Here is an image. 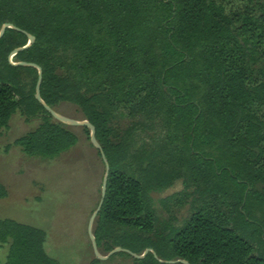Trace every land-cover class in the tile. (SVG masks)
<instances>
[{
    "label": "trees",
    "instance_id": "16d2710c",
    "mask_svg": "<svg viewBox=\"0 0 264 264\" xmlns=\"http://www.w3.org/2000/svg\"><path fill=\"white\" fill-rule=\"evenodd\" d=\"M6 23L19 30L0 36V128L16 112L39 120L14 140L27 156L78 142L35 98L38 69L18 62L40 67L45 104L93 125L109 164L92 230L101 255L264 264L263 0H0ZM25 33L33 42L12 55ZM45 240L0 218L3 264H58Z\"/></svg>",
    "mask_w": 264,
    "mask_h": 264
},
{
    "label": "rangeland",
    "instance_id": "374dc122",
    "mask_svg": "<svg viewBox=\"0 0 264 264\" xmlns=\"http://www.w3.org/2000/svg\"><path fill=\"white\" fill-rule=\"evenodd\" d=\"M54 110L83 120L74 105L61 103ZM38 123V119L26 121L16 112L8 127L0 128V183L7 190L6 197L0 198V218L43 229L45 251L58 264H87L94 256L88 224L100 199L104 165L80 126H73L77 144L55 158L25 155L14 140ZM6 254L7 246H0V264ZM100 264H132V259L112 255Z\"/></svg>",
    "mask_w": 264,
    "mask_h": 264
},
{
    "label": "water",
    "instance_id": "95a60500",
    "mask_svg": "<svg viewBox=\"0 0 264 264\" xmlns=\"http://www.w3.org/2000/svg\"><path fill=\"white\" fill-rule=\"evenodd\" d=\"M6 28H14L16 30H19L17 27L6 23V24H3V26L0 29V36L3 34V32H4V30ZM25 34L27 35V37L29 39L27 44L25 46H23V47L16 48L12 52V55L14 53H16V52L28 47L33 42L34 37L32 35H30L29 33H25ZM16 64L33 66V67L38 69V78H37V83H36V87H35V98L38 100L39 103L42 104L44 109L46 111H48L50 113V115L55 120L65 124V125H68V126H85V127H87L90 130L89 138H90V141H91L92 145L100 152V157H101V159L103 161L104 170L105 171H104V176H103L102 185H101L100 199H99V202H98L95 210L91 214V217L89 219V224H88V233H89V237H90V241H91V247H92L94 256L97 259L104 260V259H107L108 257H110L111 255L117 253V252H125L127 254H130L133 258H142L148 251H151V249H149V248L145 249L142 254L132 253L128 249H124V248H121V247H115L113 250L108 252L106 255H101L100 252L98 251L97 244H96L95 237L93 235V231L92 230H93V224H94L95 218H96V216L98 214V211L101 208V205L103 203V199H104V196H105L106 182H107V177H108V173H109V164H108V161H107V159H106V157H105V155H104V153H103V151L101 149V146L99 145L98 141L95 138V129H94L93 125L91 123H89L87 120L78 121V120H73V119H70L68 117H65V116L59 114L57 111H55L53 108H51L50 106H48L47 104H45L43 102V100L40 97V93H39V86H40L41 79H42V73H41V69H40L39 66H37L36 64H33V63H26V62H18ZM153 254L156 257V254L154 252H153ZM165 262H167V263L181 262L183 264H188L187 261L181 260V259L168 260V261H165Z\"/></svg>",
    "mask_w": 264,
    "mask_h": 264
}]
</instances>
